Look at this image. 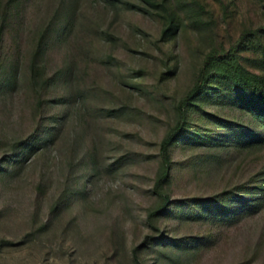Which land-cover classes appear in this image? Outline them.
I'll return each instance as SVG.
<instances>
[{"label": "rangeland", "instance_id": "374dc122", "mask_svg": "<svg viewBox=\"0 0 264 264\" xmlns=\"http://www.w3.org/2000/svg\"><path fill=\"white\" fill-rule=\"evenodd\" d=\"M260 25L264 0H0V264H264V198L241 203L264 145H217L239 107L195 98L157 186L205 55L239 46L264 73L244 38ZM219 193L235 213L202 216ZM163 195L184 204L158 210Z\"/></svg>", "mask_w": 264, "mask_h": 264}, {"label": "trees", "instance_id": "16d2710c", "mask_svg": "<svg viewBox=\"0 0 264 264\" xmlns=\"http://www.w3.org/2000/svg\"><path fill=\"white\" fill-rule=\"evenodd\" d=\"M73 13L74 7L65 12L64 17L62 18V25L57 29L59 33L58 39H61V34H63L71 25ZM172 28L173 25L167 27L165 33L171 31ZM51 32L52 26H49L41 32L37 51L48 45ZM252 33L256 34L258 44L264 49V25H260L254 30L247 31L244 34V38L247 34L249 35ZM240 43L241 41L239 44ZM239 48V46H234L226 50L213 48L205 55L194 84L182 101V122H179L174 126L161 142V151L163 159L166 162V167L161 174V181L159 179L157 186L171 175L173 161L171 147L176 141H178V139L187 135L185 125L189 117V107L194 103L195 98L204 97L210 99L223 96L225 100L232 102L234 106L239 107V109L244 112V114L237 117L236 120L229 119L228 121L229 126L231 125L233 130L240 127L239 130H235L228 136L224 137L222 141L217 143V145L226 148L264 145V73L257 72L245 64L239 55L241 50ZM37 68L41 69V66H37L36 59H34V72H37ZM46 82H49V79H47ZM71 95H73V92ZM40 99L41 104H44V97L42 96ZM210 139L209 136V141ZM214 144L215 143L211 141V144L209 145L213 146ZM247 190L249 195H246L243 198L241 197V203H243L245 208L249 207V209H253L256 205L255 202L264 198V179L262 182L256 184L254 189ZM237 192H242V189H235V193ZM223 198L224 196H221V193L216 194L211 198H201L200 205L202 204L203 208L199 210L200 214L202 216L206 215L205 217L211 216L212 218H215L217 216L226 217L235 213L231 208L220 204ZM179 202L181 205L184 204V201ZM177 203L178 202L172 204V199H170L168 195H163L158 210L169 209L171 205V207L174 205L175 207H178L177 205L180 203ZM179 211H181V209H179ZM164 235L165 234L161 235L163 236V239H165Z\"/></svg>", "mask_w": 264, "mask_h": 264}]
</instances>
